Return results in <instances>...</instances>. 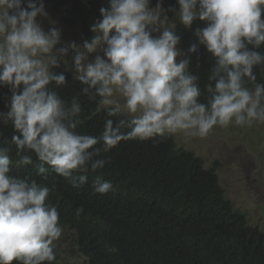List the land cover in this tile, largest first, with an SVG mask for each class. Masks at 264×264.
<instances>
[{
    "label": "clouds",
    "instance_id": "clouds-1",
    "mask_svg": "<svg viewBox=\"0 0 264 264\" xmlns=\"http://www.w3.org/2000/svg\"><path fill=\"white\" fill-rule=\"evenodd\" d=\"M177 4L185 27L204 22L196 35L216 60L207 104L199 102L197 78L186 74L188 61L177 62L180 38L166 27V13L173 9H165L164 0H107L89 26L92 36L82 45L71 41L60 47L61 29L45 30L40 22L49 15L44 0H0V88L10 94L0 119L10 121L18 133L10 140L20 157L17 163L31 164V155L23 153L34 152L41 162L38 174L47 178L46 164L79 189L87 176L74 172L89 165L92 171L102 169L108 161L97 157L122 140L165 134L202 138L215 126L264 123V83H256L254 73L264 66V54L257 50L264 45V0ZM70 49L76 79L87 86L83 94L94 90L89 98L99 97L97 104L109 117L99 136L76 131L78 97L66 104L48 87L66 83V76L52 69ZM10 151L0 146V264H51L56 259L54 241L62 234L59 212L46 203L47 186L10 174ZM92 188L105 194L112 184L97 176Z\"/></svg>",
    "mask_w": 264,
    "mask_h": 264
},
{
    "label": "trees",
    "instance_id": "trees-1",
    "mask_svg": "<svg viewBox=\"0 0 264 264\" xmlns=\"http://www.w3.org/2000/svg\"><path fill=\"white\" fill-rule=\"evenodd\" d=\"M61 9L64 24L79 25L84 38L91 36L89 26L99 17V8L107 0H44ZM155 4L156 0H152ZM172 7L168 17L175 25L169 28L180 40L177 48L188 66L186 74L196 77L200 88L199 102L207 104L215 80L210 79L216 60L199 43L196 32L205 26L195 20L185 27L178 16L177 0H164ZM196 45V51L190 48ZM248 47H252L249 45ZM264 54V45L259 49ZM66 76L64 85L52 82L48 87L66 104L78 97L81 104L79 134L99 136L106 116L96 100L84 95L87 87L65 71H53ZM256 83H264V66L254 69ZM253 87L251 83L247 85ZM7 89L0 88V111L10 100ZM119 118V117H117ZM116 119V118H112ZM10 121L0 119V146L9 147L11 175L28 177L49 188L46 203L59 212V225L74 232L77 250L87 264H264V231L248 224L243 212L234 208L219 184L213 168H205L201 157L177 147L170 134L148 140H122L98 159L108 162L102 169L76 171L86 175L87 183L73 188L67 179L44 165L47 178L38 174L40 161L34 152L32 163L20 165ZM95 147L102 148V144ZM97 176L110 181L112 188L105 194L96 193L92 183ZM56 259L62 262L54 246ZM12 264H18L13 261ZM43 264H49L45 261Z\"/></svg>",
    "mask_w": 264,
    "mask_h": 264
},
{
    "label": "rangeland",
    "instance_id": "rangeland-1",
    "mask_svg": "<svg viewBox=\"0 0 264 264\" xmlns=\"http://www.w3.org/2000/svg\"><path fill=\"white\" fill-rule=\"evenodd\" d=\"M44 2L49 15L39 19L45 30L52 26L61 29L62 44L58 47L66 46L71 41L82 45L85 39L93 35L84 38L80 33L79 25L62 23L61 9L52 7L47 1ZM53 21H56L55 25ZM174 25V19L168 17L166 27L172 28ZM178 51L180 54L176 58L177 62L185 60L179 49ZM73 54L70 49L67 56L59 57V67L52 71H65L76 77L77 73L71 59ZM116 98L123 104V98L119 96ZM171 136L177 147L194 152L202 158L205 168L214 169L219 184L234 208L245 214L248 224L264 231V123L215 126L206 137L202 138L188 139L182 134ZM61 228L62 234L54 241V246L62 262L87 264L85 257L77 250L74 232L65 227Z\"/></svg>",
    "mask_w": 264,
    "mask_h": 264
}]
</instances>
